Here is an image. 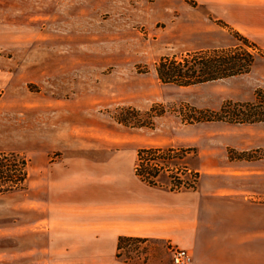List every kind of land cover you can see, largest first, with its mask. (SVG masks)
I'll return each mask as SVG.
<instances>
[{"label": "rangeland", "instance_id": "374dc122", "mask_svg": "<svg viewBox=\"0 0 264 264\" xmlns=\"http://www.w3.org/2000/svg\"><path fill=\"white\" fill-rule=\"evenodd\" d=\"M256 23V33L232 24L210 0H0V151L29 164L25 189L0 194V264H175L181 247L165 239L143 237L117 256L75 231L50 237L37 189L49 160L119 155L135 166L141 148H192L182 163L193 169L201 158L246 160L250 175H233L227 165V185L264 203V122H196L182 113L253 101L264 90V58L257 55L248 74L190 87L163 84L155 71L163 56L240 44L224 24L264 50V19ZM155 105L164 113L152 127L113 118L117 108ZM159 181L171 185L168 173ZM257 218L264 221V209L252 211Z\"/></svg>", "mask_w": 264, "mask_h": 264}, {"label": "crops", "instance_id": "0c3cea01", "mask_svg": "<svg viewBox=\"0 0 264 264\" xmlns=\"http://www.w3.org/2000/svg\"><path fill=\"white\" fill-rule=\"evenodd\" d=\"M210 2L228 22L253 33L261 28L256 22L264 19V0ZM245 161L214 165L201 158L197 187L172 191L143 182L123 156L49 160L37 182L49 213L41 229L52 238L75 231L112 250L121 235L165 239L192 252V264H264V221L251 219L264 203L253 202L249 191L229 189L225 180L227 165L233 175L249 176Z\"/></svg>", "mask_w": 264, "mask_h": 264}, {"label": "trees", "instance_id": "16d2710c", "mask_svg": "<svg viewBox=\"0 0 264 264\" xmlns=\"http://www.w3.org/2000/svg\"><path fill=\"white\" fill-rule=\"evenodd\" d=\"M224 26L234 33L240 44L163 56L155 64L159 81L163 84L190 87L248 74L255 65L257 55L264 58V50L229 25L224 24ZM163 113L164 109L159 105L152 106L144 112L128 106L117 108L113 118L118 123L130 127H152L153 118ZM182 113L187 121H220L229 124L263 123L264 90L258 89L253 101L227 100L217 110L190 108L189 112L183 110ZM191 149L141 148L138 150L135 174L150 186H164L159 178L162 173H168L171 180L169 189L172 191L195 189L200 174L182 163ZM236 157L245 158L242 154ZM28 166V160L22 154L0 151V194L25 189L29 177ZM146 240L148 238L121 235L118 238L116 255L120 256L128 243Z\"/></svg>", "mask_w": 264, "mask_h": 264}, {"label": "built area", "instance_id": "2783aa9c", "mask_svg": "<svg viewBox=\"0 0 264 264\" xmlns=\"http://www.w3.org/2000/svg\"><path fill=\"white\" fill-rule=\"evenodd\" d=\"M172 258L175 264H190L192 260L191 254L183 248H175Z\"/></svg>", "mask_w": 264, "mask_h": 264}]
</instances>
